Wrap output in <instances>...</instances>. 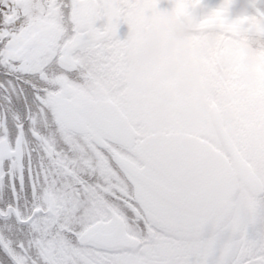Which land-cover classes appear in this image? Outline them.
Instances as JSON below:
<instances>
[{
	"label": "snow or ice",
	"instance_id": "obj_1",
	"mask_svg": "<svg viewBox=\"0 0 264 264\" xmlns=\"http://www.w3.org/2000/svg\"><path fill=\"white\" fill-rule=\"evenodd\" d=\"M196 6L0 0V264H264V76Z\"/></svg>",
	"mask_w": 264,
	"mask_h": 264
},
{
	"label": "flooded vegetation",
	"instance_id": "obj_2",
	"mask_svg": "<svg viewBox=\"0 0 264 264\" xmlns=\"http://www.w3.org/2000/svg\"><path fill=\"white\" fill-rule=\"evenodd\" d=\"M226 3H234V9L225 11ZM184 16L180 26H173L177 33L173 46L186 43L204 23L227 25L233 28L206 31L198 41L196 55L206 59L223 43L227 67L222 78L234 66L239 67L241 84L245 87L254 86L258 77L264 76V0H198V6L186 9ZM126 33L125 25L121 27V34ZM219 68L218 60L217 75Z\"/></svg>",
	"mask_w": 264,
	"mask_h": 264
},
{
	"label": "rangeland",
	"instance_id": "obj_3",
	"mask_svg": "<svg viewBox=\"0 0 264 264\" xmlns=\"http://www.w3.org/2000/svg\"><path fill=\"white\" fill-rule=\"evenodd\" d=\"M163 30H161V32L159 33H156V34H153L152 37L149 38V47L153 46L156 42H158V39H159V36L162 34ZM219 61H220V64L223 68V70L225 71L226 70V67H227V57L225 54H222L220 57H219Z\"/></svg>",
	"mask_w": 264,
	"mask_h": 264
},
{
	"label": "water",
	"instance_id": "obj_4",
	"mask_svg": "<svg viewBox=\"0 0 264 264\" xmlns=\"http://www.w3.org/2000/svg\"><path fill=\"white\" fill-rule=\"evenodd\" d=\"M200 28H204L205 30H209V29H222V28H225V29H229V28H233V27H228V26H216L214 24H211V23H208V24H205L203 25L202 27ZM199 29V28H198Z\"/></svg>",
	"mask_w": 264,
	"mask_h": 264
},
{
	"label": "clouds",
	"instance_id": "obj_5",
	"mask_svg": "<svg viewBox=\"0 0 264 264\" xmlns=\"http://www.w3.org/2000/svg\"><path fill=\"white\" fill-rule=\"evenodd\" d=\"M234 7H235L234 3H226V4L224 5V10H225V11H228L230 8H231V9H234Z\"/></svg>",
	"mask_w": 264,
	"mask_h": 264
}]
</instances>
